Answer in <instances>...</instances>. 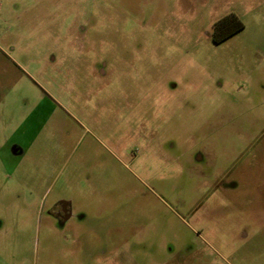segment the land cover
<instances>
[{"label": "rangeland", "instance_id": "obj_1", "mask_svg": "<svg viewBox=\"0 0 264 264\" xmlns=\"http://www.w3.org/2000/svg\"><path fill=\"white\" fill-rule=\"evenodd\" d=\"M0 264H264V0H0Z\"/></svg>", "mask_w": 264, "mask_h": 264}, {"label": "trees", "instance_id": "obj_2", "mask_svg": "<svg viewBox=\"0 0 264 264\" xmlns=\"http://www.w3.org/2000/svg\"><path fill=\"white\" fill-rule=\"evenodd\" d=\"M243 28L242 21L236 15H227L215 24L213 40L220 44Z\"/></svg>", "mask_w": 264, "mask_h": 264}, {"label": "flooded vegetation", "instance_id": "obj_3", "mask_svg": "<svg viewBox=\"0 0 264 264\" xmlns=\"http://www.w3.org/2000/svg\"><path fill=\"white\" fill-rule=\"evenodd\" d=\"M229 15H235V14L232 13ZM214 31H215V29H214ZM213 42H214V40H213ZM14 153L18 154V150L16 149L14 151ZM53 214L58 220H60L62 222H69L70 220L73 219L72 206H71V204L66 203V202H61V203L57 204L54 208Z\"/></svg>", "mask_w": 264, "mask_h": 264}]
</instances>
